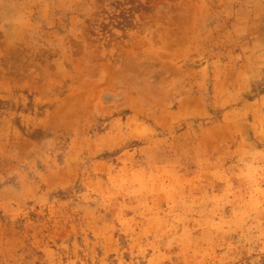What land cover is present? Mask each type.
Returning <instances> with one entry per match:
<instances>
[{
	"label": "rangeland",
	"instance_id": "obj_1",
	"mask_svg": "<svg viewBox=\"0 0 264 264\" xmlns=\"http://www.w3.org/2000/svg\"><path fill=\"white\" fill-rule=\"evenodd\" d=\"M0 264H264V0H0Z\"/></svg>",
	"mask_w": 264,
	"mask_h": 264
}]
</instances>
